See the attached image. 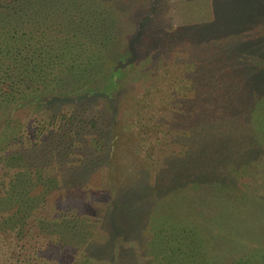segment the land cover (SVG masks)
Wrapping results in <instances>:
<instances>
[{
  "label": "trees",
  "instance_id": "1",
  "mask_svg": "<svg viewBox=\"0 0 264 264\" xmlns=\"http://www.w3.org/2000/svg\"><path fill=\"white\" fill-rule=\"evenodd\" d=\"M209 7L212 21L195 18L168 26L158 19V0H0V127L9 129L14 118L20 123L18 112L27 105L57 109L69 103V114H63L72 140L79 145L47 141L46 146L55 150L61 163L68 153H80L83 143L98 144L91 160L85 157L66 174L69 185L86 183L92 169L109 158L119 94L129 88L131 78L142 81L143 64L156 58L161 45L171 55L181 52L169 61L185 66L190 83H205L165 106L170 118L191 129L180 136L184 154L168 155L164 172L158 174V183L173 200L165 198L156 205V212L161 210L157 220L164 216L161 212L178 207L187 216L186 209L199 203L200 194L194 192L203 189L213 198L220 195L216 198L220 203L233 200L227 230L230 240L239 238L232 235L236 229L244 237L250 226H242L237 218L256 217L264 211V0H209ZM152 27L158 28L156 35L149 32ZM167 40L172 42L167 45ZM98 99L106 107L93 110L97 114L88 113ZM219 206L210 211L225 219L228 211ZM116 209L122 219L132 220L135 215L128 207L124 211L123 205ZM74 219L55 224L60 230L58 242L70 244L78 239L77 232H86L85 225ZM171 225L161 242L168 250L167 261L153 264L208 262L204 239L193 238L190 229L175 236ZM53 242L51 250L59 249ZM192 255H196L193 260ZM242 257L243 261L240 257L233 264H264L262 251L244 252Z\"/></svg>",
  "mask_w": 264,
  "mask_h": 264
},
{
  "label": "rangeland",
  "instance_id": "2",
  "mask_svg": "<svg viewBox=\"0 0 264 264\" xmlns=\"http://www.w3.org/2000/svg\"><path fill=\"white\" fill-rule=\"evenodd\" d=\"M158 1L160 17H155H159L161 24L172 26L195 21V18L213 20L209 0ZM204 10L208 13L201 17L200 12ZM149 32L156 35L158 28L152 27ZM165 42L169 45L172 41ZM180 53L171 55L167 46L161 45L156 58L150 64H143L146 76L142 81H132L131 78L129 88L119 94L122 99L120 97L121 103L115 111L118 114L109 158L92 169L86 183L77 181L69 185L66 174L70 166L80 164L85 157L91 160L92 152L95 154L99 150L98 144L83 143L80 153H68L62 157L61 163L57 162L55 150L46 146L47 141L62 145L74 141V145H79L72 140V129L65 122L64 114L68 115L71 108L69 103L59 105L57 109L27 105L18 112L20 123L17 124V118H14L9 129L0 127V264L164 263L168 250L161 242L171 223L175 236L184 235L186 229H190L193 238L204 239L205 249H208L204 251L208 257L205 264H233L240 257L244 260V252L264 253V211L257 213L256 217H238L242 226H250V231L243 237L236 229L232 235L239 238L230 240L226 224L231 220L229 208L233 200L220 203L216 199L221 198L220 195L213 198L211 192L205 195L203 189L194 192L200 194L199 203L195 202L192 208L186 209L187 216L184 215L185 209L166 210L160 206L166 210L161 212L165 219L163 216L157 220L161 210L156 212V205L163 203L165 198L170 202L173 200L169 190L163 189L162 182L158 183V174L164 172L162 169L166 168L168 155L184 154L186 147L180 136L191 129L189 124L185 127L170 118V110H164L165 106L184 97L188 89L205 83H190L184 74L185 66L170 62ZM136 70L138 73V68ZM126 91L127 101L124 100ZM97 101L88 113L97 114L93 110L106 107L103 100ZM214 193L216 196L217 192ZM207 203L211 207L219 204L226 214L228 211L226 218H218ZM119 205H123L124 211L125 207L130 208L135 214L132 220L122 219L116 209ZM61 213L63 218H57ZM72 218L78 225L84 224L86 232H77L78 239H72L70 244L58 242L60 230L55 224ZM124 220L127 224L123 223ZM114 224L117 225L115 231L112 230ZM52 240L53 244L57 242L59 249L51 250L49 243ZM195 247L199 248V245ZM256 247L262 249L254 251ZM60 249L67 253H59ZM114 255L117 258L111 259ZM192 258L195 259L196 255L190 256Z\"/></svg>",
  "mask_w": 264,
  "mask_h": 264
}]
</instances>
